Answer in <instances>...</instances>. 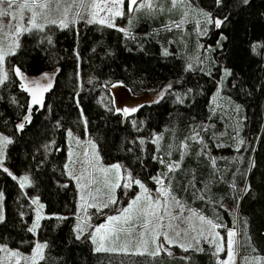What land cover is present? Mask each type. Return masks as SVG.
<instances>
[{
    "label": "trees",
    "instance_id": "trees-1",
    "mask_svg": "<svg viewBox=\"0 0 264 264\" xmlns=\"http://www.w3.org/2000/svg\"><path fill=\"white\" fill-rule=\"evenodd\" d=\"M188 1L193 19L186 28L181 25L185 7L173 8L165 0L133 15L131 24L126 17L120 20L127 34L80 21L53 26L51 43L39 32L23 37L19 51L9 57L11 77L0 85V132L12 137L6 158L12 175L0 167L5 217L0 244L24 252L34 248V233L28 231L35 216L33 193L45 214L37 235L47 247L38 264H220L209 245L183 254L123 256L97 252L89 238L77 239L78 194L64 168L66 134L72 130L88 133L105 162H121L127 174L149 188L156 186L153 177H163L175 198L221 231L237 228L241 264L253 254L264 257V47L252 51L254 44L264 45V0L248 5L223 0L220 7L214 0ZM200 10L229 19L219 29L209 24L200 35L194 22L204 18ZM221 34L227 40L218 47ZM195 55L198 62L186 71ZM223 67L231 70L227 92L237 106L230 113H216L212 102ZM15 68L46 85L43 74H49L51 88L41 104H32ZM118 82L136 95L163 89L169 95L125 116L100 101ZM25 115L30 122L19 130ZM23 174L32 179L28 193L17 178Z\"/></svg>",
    "mask_w": 264,
    "mask_h": 264
},
{
    "label": "rangeland",
    "instance_id": "rangeland-1",
    "mask_svg": "<svg viewBox=\"0 0 264 264\" xmlns=\"http://www.w3.org/2000/svg\"><path fill=\"white\" fill-rule=\"evenodd\" d=\"M165 0H151L152 5L158 2H163ZM18 2H22V0H18ZM72 0H65V3H62L60 5V10H57L56 4H51L49 9L41 11V9L36 8V12L40 13L37 16V22L38 23H44L45 27L42 31L33 29L31 32H22L18 36H13L11 33L14 32V26L17 24V20L12 19L11 17H3L0 18V24L7 26L11 24L13 27H0V46H2L5 51H8L10 45L13 44V41L15 40L18 42L19 47L14 49V54L17 53L21 47V43L23 40V37L26 34H31L34 32H39L42 35L43 40H48V38H51L50 30L53 26H59V20L63 19V9L67 6V4L71 3ZM171 2V0H170ZM88 3H91V0H88ZM7 7V5H4ZM172 6V3H171ZM169 6V9L172 8ZM177 6L185 7V13L183 14V20H182V27L186 28V23L192 22L191 13H192V6L190 5V2L188 0H184V3L178 4ZM176 6V7H177ZM188 6V7H186ZM87 8V5L85 8L79 9L81 11V14L83 16V19H80L79 17H74L73 13L70 12L68 15V26L70 25H76L80 21H86L89 18V15L87 11L85 10ZM142 9H148L147 7H140L133 13L127 12V0H125L124 5V12L125 15L122 17H116L114 20V23L117 28H124L126 32H128L127 26H122L120 23V20L124 19L126 17V22L130 21L133 17V15L137 14ZM76 9L74 8L73 11ZM20 14V10L17 8H14L12 10V15L17 16ZM31 13L28 10H24L23 16L24 20L23 23L25 26L27 25L28 17ZM179 14V13H178ZM105 13L101 12L96 17L97 19L103 18ZM138 13V17H139ZM136 16V15H135ZM48 19H55L58 21L57 24H49L47 23ZM203 18L200 20H195V29L197 28L200 35L204 33V30H208L209 24H206L204 22ZM75 20V22H72ZM99 24V23H98ZM186 24V25H185ZM102 25V24H101ZM207 32V31H206ZM203 35V34H202ZM192 37V36H189ZM192 42H196L195 38H193ZM200 45H198V48H200L201 52L203 49V42L199 41ZM211 53V51H210ZM13 55H7L3 61L2 69L4 72H7L8 79L11 77V68L9 65V57ZM207 57H211V54H208ZM213 57V55H212ZM191 59V58H190ZM195 62H198L196 55L191 59V65L192 67L195 65ZM189 63L187 64V66ZM225 69H228L226 67L222 68L221 78L218 82L216 91L214 95L212 96V102L214 111L216 113H230V108H235L237 110V106L234 105V102L231 100L232 98L227 92V80L230 75L225 76ZM30 79L25 78V84L26 88L30 90V92L33 95V92L36 94L37 99L41 98V91L42 88L38 84L40 82L41 84L46 85V81L44 79ZM7 81V80H6ZM5 81V82H6ZM33 81L37 82L36 84H33ZM117 84V83H113ZM112 84V85H113ZM162 93V95H161ZM169 95V92H167L166 89H163L161 91H155L150 93H145L141 95L133 94L125 85L119 86V87H111V85L108 86V91H104L100 95V101L103 105H106L107 107L112 106L113 108L117 109H132L136 108L137 110L135 112L129 111L128 114H125L123 111H119L123 113L125 116H134L138 109L147 104H153L161 101L163 98ZM175 97L180 98L177 93L174 94ZM69 132L71 135H69ZM0 137H8L9 140L12 141V137L0 132ZM154 140L158 141L159 137L155 135ZM66 142H67V157L64 164L65 168V174L71 178L76 186L77 194H78V207L77 212L75 214V224H74V232L77 236V225L80 226V228L83 230L82 234H80V238H89L92 242L94 249L98 246V243H93L92 239L90 238L89 234L94 233L95 228L101 224H107L108 221L106 220L107 217L114 216V217H120V226L125 229H131V235H129L126 232L120 233V238L118 240L114 241H106L105 247L107 248H115L116 251H101V252H109L114 254H119L123 256H129V255H139L137 254V246H139L140 251H143V245L140 244V235L137 229H140L141 226L144 224V218L143 217H137L136 213L133 212L131 214V219L128 221V223L123 222V213L122 210L124 208H127L129 204L137 197L141 196L142 199L138 202L137 207L141 209H147L149 201L145 198L144 189H141L139 185H137L134 181L139 180L137 178H134L132 175H129L126 173L124 165L121 162H113L108 163L105 162L101 156L99 145L97 141L92 138L88 133H86L84 136H80L76 134L72 130H67L66 134ZM9 144L3 148V168H6V158H7V149ZM2 147V145H0ZM46 150V148H45ZM120 165L121 168L119 172H117L116 169H113L112 165ZM174 167V165H173ZM106 170V171H105ZM23 176L29 177V183H26L25 187H23L24 191L28 193V186L30 187L32 185V179L29 176V174H23L19 177H17L21 183L20 178ZM156 177H159L163 181V185L158 184L156 182L155 188L151 189L149 188L144 182L139 180L141 184L144 185L145 189L148 190V192L151 194V196L155 199H158L160 201V204L155 207V211L158 215L163 216V220L159 221V224L168 225L171 223L175 230H168L169 235L173 238L174 241H177L178 244H185L188 243H195L193 240V237H197L200 239V248H204V245L211 246L213 252L215 253L217 261L220 263L228 258L227 250H226V242L228 239V230L225 229L221 231L220 229L216 228L214 230L210 229L208 225L202 224L199 220V216L201 215L199 212H197L194 209L188 208L184 206L177 198H175L170 193V188L167 185L166 180L157 175ZM129 185L125 187V185ZM113 185H119L118 187H112ZM163 187L167 190V195L160 194L157 190ZM30 197L33 199H36L35 195L32 193ZM109 198H114L116 203L111 204L109 207L102 208V205L108 201ZM175 201H179L180 205L183 206V210L181 211V208L179 205L175 204ZM43 205L42 201L38 197V203L34 204L35 207V216H34V222H36L37 214L39 213L41 219L38 221V227L36 228L34 232L35 236V243L34 247L37 243L46 244L45 242H42L38 238V229L41 223L42 218L45 216L44 214V206L43 208H40L39 206ZM91 205H96V207H92ZM98 208H102V210L98 211ZM193 212L195 215H193ZM0 213H3V199H0ZM173 217H177V219H173ZM206 218V217H205ZM150 220L153 222L149 226V234L145 236L146 239L149 240L148 244V251L152 252L156 250V245L151 242V235L154 234L153 229L155 231H161L162 229L156 227V221L149 217ZM207 219V218H206ZM209 220V219H208ZM32 223V225H33ZM32 227V226H31ZM204 229V235L209 236V240H204L203 237H200L198 234L201 229ZM235 232L234 240V258H233V264H241V259L239 256V234L238 229H231ZM175 231H180V236L177 237L175 235ZM215 233H219V237H216V244H212L209 241L212 239V235ZM220 237L224 238L225 242V251H220L217 253V247L216 245L220 244ZM99 239V237H97ZM129 241H131L129 243ZM127 244L128 251H120L119 249L124 247ZM0 245H6L7 249L12 251H18L22 256H31L33 253V249L30 252H24L18 248L10 247L7 244H0ZM165 247L168 249V251H161L160 254L164 253H173L178 252L179 254L185 253L183 248L177 246V243L168 244L165 245ZM177 248V250H173V248ZM45 249H43V255H45ZM196 250L195 248H191ZM189 249V250H191ZM159 254V255H160ZM142 256H151L145 253ZM253 258H264L263 256L253 254L249 257V260L244 262L243 264H250V262L253 260ZM20 259L19 257H11L8 254V251H0V264H17V260ZM38 262L39 257H37ZM20 264H26L24 260H20ZM27 264H31V261H27Z\"/></svg>",
    "mask_w": 264,
    "mask_h": 264
},
{
    "label": "snow or ice",
    "instance_id": "snow-or-ice-1",
    "mask_svg": "<svg viewBox=\"0 0 264 264\" xmlns=\"http://www.w3.org/2000/svg\"><path fill=\"white\" fill-rule=\"evenodd\" d=\"M215 4L217 7H220L223 4V0H214ZM56 4L57 10H60V5L62 3H65V0H22V2H18V0H0V18L3 17H11L12 19L17 20V24L14 26V32L11 33L13 36H18L22 32H31L33 29L40 30L42 31L45 27L44 23H38L37 22V16L40 13L36 12V8L41 9V11L49 9L51 4ZM173 8H175L178 4L184 3V0H171ZM239 4L242 5H248L250 3V0H238ZM7 5L5 7L4 5ZM87 5V8L85 9L89 15V18L86 20V23L88 24H93V23H99L102 25H106L107 27H116L114 20L116 17H122L125 15L124 12V5H125V0H91V3H88V0H72L71 3L67 4L66 7H64L62 15L63 19L59 20V26L62 28H67L68 27V15L70 12L73 13L74 17H79L80 19H83V16L81 14V11L79 9L85 8ZM140 7H147L151 9L153 7L151 0H127V12L128 13H133ZM14 8H17L20 10V14L17 16L12 15V10ZM76 9L73 11V9ZM24 10H28L31 14L28 17L27 20V25L25 26L23 23L24 16L23 12ZM105 13L103 18L97 19L96 17L98 16L99 13ZM187 15V13H185ZM200 15H202L205 19L204 22L206 24H210L213 27L219 29L221 28L229 19L228 16H224L223 18H213L212 13L210 12H205L203 10H200ZM72 22H75L73 20ZM47 23L49 24H57L58 21L55 19H48ZM131 24V20L129 21ZM179 24H176V27H179ZM0 27H13L11 24L4 26L0 24ZM121 32H125L127 34L126 30L124 28H119L118 29ZM206 29L204 30V33L206 34ZM49 43H51V38H48ZM227 37L221 34L220 39L217 41L218 47H222L221 41H226ZM19 44L15 40L13 41V44L10 45L8 51H5V49L0 46V85L4 84L6 80H8V74L7 72H4L2 69V64L7 55L14 54V49L18 48ZM264 47V45H253L252 46V51L256 52L257 48ZM167 50H165V55H167ZM192 65L189 64L186 68L187 70H191ZM14 73L17 76H20L22 79L23 74L20 72L19 68L13 69ZM225 76L231 75V70L225 69ZM43 77L48 80L47 85L43 88V91H48L51 88V81L48 79L49 74L44 73ZM37 82L33 81V84H36ZM123 86V82H118L117 84L111 85V87H119ZM21 87H25L24 85H21ZM168 88H171V84L168 85ZM162 95V93H161ZM42 101L40 99H37L36 94L33 92L32 95V104H41ZM137 109L132 108V109H117V111H123L125 114H128L129 111L135 112ZM31 112V106H29V113ZM31 116L30 115H25L23 118V121L17 125V128L19 130H23L25 127L26 122H30ZM69 135L71 133L69 132ZM12 143L11 140L8 139V137H0V167H3V148L6 147L8 144ZM143 143V141H141ZM244 142L241 140L239 141V144H243ZM239 151V147L237 148ZM163 162V161H161ZM215 163V161H213ZM113 169H116L117 172H119L121 166L120 165H112L111 166ZM175 167H179L178 164L175 165ZM173 170V165H169V171ZM3 171L8 173L9 175H12V173L9 172L7 168H3ZM106 171V170H105ZM13 179H16V177L13 176ZM153 180H155L158 184L163 185V181L159 177H153ZM21 184L20 186L23 188L25 187L26 183H29V177L28 176H23L20 178ZM137 185L140 186L141 189H144L145 196L143 198L147 199L149 201L148 208L147 209H141L137 207L138 202L142 199L141 196H137L127 208H124L122 210L123 213V222L128 223V221L131 219V214L133 212L136 213L137 217H143L144 218V224L141 226L140 229H137L140 235V244L143 245V251H140L139 246H137V254L139 255H144L147 253L148 255L151 256H157L160 254L161 251H168V249L165 247V245L168 244H173L177 243V246L183 248L185 252L189 251L191 248H195L196 250L202 251L203 249L199 247L200 245V239L197 237H193V240L195 243H188L187 245L185 244H178L177 241H174L173 238L169 235L168 230H175V227L178 226H173L171 223L168 225H163L159 224V221L163 220L162 215H158L157 212L154 210L156 206L160 204V201L158 199H155L151 196V194L148 192L147 189H145L144 185L141 184L139 180L134 181ZM119 185H113L112 187H118ZM129 185H125L127 187ZM160 194L167 195V190L161 187L160 189L157 190ZM249 191V186H246L244 189V192L247 193ZM3 198V193L0 192V199ZM33 204L38 203V198L32 200ZM116 203L114 198H109L106 203L102 205V208L109 207L111 204ZM176 205H179L181 208V211L183 210V206L180 205L179 201H175ZM92 207H96V205H91ZM40 208H43V205L39 206ZM102 208H98L99 210H102ZM193 215L195 213L193 212ZM149 217H152L157 223L156 227L162 229L161 231H155L153 229L154 234L151 235V242L156 245V250L149 252L148 251V244L149 240L145 238L147 234H149V226L153 222L152 220L149 219ZM5 219L4 215L0 213V222H3ZM41 219L39 213L37 214L36 222L33 223L32 227L28 229L29 232H35L36 228L38 227V221ZM120 217H114L110 216L107 217L106 220L108 221L107 224H101L95 228L94 233H90L89 236L92 239L93 243H98V246L96 247L95 251L101 252V251H116L117 249L115 248H107L105 247V242L106 241H114L118 240L120 238V233L126 232L129 235H131V229H125L120 226ZM173 219H177V217H173ZM199 220L201 221L202 224H206L209 226L210 229L214 230L220 225L214 224L212 220L206 219L204 216H199ZM77 231L78 234L76 236L77 239H80V234H82V229L80 228L79 225H77ZM175 235L177 237L180 236V231H175ZM200 237H203L204 240H209V236L204 235V229L202 228L198 234ZM235 236V232L231 229L228 230V239L226 242V250L228 254V258L220 264H233V258H234V245H235V240L233 239ZM99 237V239H97ZM216 237H219V233H215L212 235V239L209 241L212 244H216ZM131 241H129L130 243ZM46 244H41L37 243L35 247L33 248V253L32 255L29 256H22L18 251H12L7 249L6 245H0V251H8L9 256L11 257H19L20 259L17 260V264H20V260H24L27 264V261H31V264H38L37 257H39V260L44 259L43 255V249L46 248ZM217 247V253L220 251H225V242L224 238L220 237V244L216 245ZM120 251L127 252L128 247L127 244L119 249ZM171 253L169 252V255ZM215 254V253H214ZM247 259V258H246ZM250 264H264V258H253V260L250 262Z\"/></svg>",
    "mask_w": 264,
    "mask_h": 264
},
{
    "label": "water",
    "instance_id": "water-1",
    "mask_svg": "<svg viewBox=\"0 0 264 264\" xmlns=\"http://www.w3.org/2000/svg\"><path fill=\"white\" fill-rule=\"evenodd\" d=\"M24 77V76H23ZM27 78V77H26ZM25 79V78H24ZM35 79V78H34ZM36 79H38V78H36ZM41 79H43V78H40V82L42 81ZM40 82H38V84L41 86V88H42V91H41V98H40V100L42 101L43 100V88L46 86L45 84H41ZM30 91V90H29ZM30 94H31V96H32V93L30 92Z\"/></svg>",
    "mask_w": 264,
    "mask_h": 264
}]
</instances>
